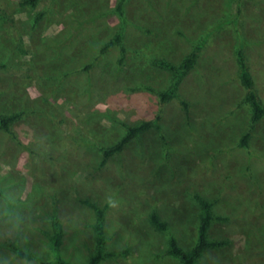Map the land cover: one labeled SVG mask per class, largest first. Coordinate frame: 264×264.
<instances>
[{
	"label": "rangeland",
	"instance_id": "1",
	"mask_svg": "<svg viewBox=\"0 0 264 264\" xmlns=\"http://www.w3.org/2000/svg\"><path fill=\"white\" fill-rule=\"evenodd\" d=\"M27 1L0 0V116L20 115L0 126V264H91L86 201L98 264H183L170 240L196 247L199 198L227 244L196 264H264V116L238 59L242 39L264 104V0Z\"/></svg>",
	"mask_w": 264,
	"mask_h": 264
},
{
	"label": "trees",
	"instance_id": "2",
	"mask_svg": "<svg viewBox=\"0 0 264 264\" xmlns=\"http://www.w3.org/2000/svg\"><path fill=\"white\" fill-rule=\"evenodd\" d=\"M124 1V0H123ZM28 3H36L37 0H28ZM26 2V3H27ZM122 3L119 4V9H122ZM120 38V35L117 36V39ZM206 43V39L203 40L197 47V50L194 51L185 61L183 68L178 70L179 78L177 82L175 83V86L170 89L169 91L164 93V99H168L173 94L176 93V89L178 84L180 83L181 76L185 73V71L189 68H191L198 56L199 51L204 47ZM114 44V41H111L107 43L103 48L102 52L106 51L111 45ZM238 59L240 64V75L242 78V81L246 88L248 89L247 94V101L251 104L253 109V120L257 121L260 118L264 116V104L260 100L257 92L254 89V79L252 76V73L249 69V65L246 59L245 55V44L243 40L240 41V48L238 50ZM20 118L19 114H13V115H4L0 116V126L2 129H4L9 134L14 135V129L13 124L14 122ZM143 127H134L130 130V133L128 136L121 142L118 146L113 148L112 150L105 151L106 158L113 153L114 151L122 149L124 143L128 141L131 137L137 135L139 132H141ZM248 135V134H247ZM245 136V139L247 137ZM106 160V159H105ZM105 162V161H104ZM200 202L202 203L204 207L205 213L202 215V222L200 225V235H199V241L196 247L191 251H186L182 247L179 246L177 240L174 237H171L170 240V247L169 252L177 257H179L183 264H196L198 257L202 254V252L208 248V247H217V246H223L226 245V241H210L208 238V230L210 226V222L213 218L212 214V204L199 198ZM87 204L91 205L92 208H94L97 212V226L96 231L98 235V248L100 249L98 255H96L93 259L91 264H98L100 260H102L106 254L103 253V231H104V222H105V210L101 207H99L97 204L86 201ZM153 223L159 227L160 229H166L167 225L162 222L157 214H155L152 218ZM53 229H54V235H53V244L55 246V249L58 250L62 244V237H63V231H62V225L61 222L58 219H54L53 222ZM112 255V254H111ZM58 264H63L62 262H59Z\"/></svg>",
	"mask_w": 264,
	"mask_h": 264
}]
</instances>
